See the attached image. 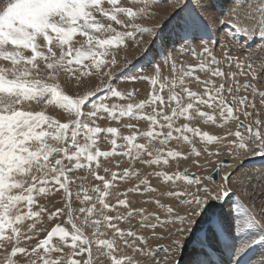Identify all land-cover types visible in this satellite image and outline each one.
Wrapping results in <instances>:
<instances>
[{
    "label": "snow or ice",
    "instance_id": "6c2138e0",
    "mask_svg": "<svg viewBox=\"0 0 264 264\" xmlns=\"http://www.w3.org/2000/svg\"><path fill=\"white\" fill-rule=\"evenodd\" d=\"M150 7V0H0V264H264V120L254 100L233 94L256 95L255 84L264 82V59L233 55L249 36L264 40V0H182L167 28L138 22L151 18ZM145 35L154 46L141 56L146 71L123 65L127 82L151 85L137 103V89L113 88L104 78L113 80L119 52L140 48ZM213 36L219 53L208 46ZM177 55L198 63L178 67ZM233 65L235 71L222 67ZM237 76L251 80L240 85ZM258 95L264 107V91ZM132 121H145L146 130ZM229 121L236 130L222 136L192 126ZM221 153L237 161L259 156L261 168L217 167L223 174L213 183L187 167L165 170L181 161L199 169L200 157ZM117 156L159 170L117 192L112 204L116 182L140 175L108 167L101 175V161ZM89 175L102 187H89ZM129 192L150 194L143 203L154 207L119 198ZM53 193H63L64 205L50 211L42 201ZM45 214L49 221L65 217L70 227L57 223L40 238Z\"/></svg>",
    "mask_w": 264,
    "mask_h": 264
},
{
    "label": "bare ground",
    "instance_id": "6f19581e",
    "mask_svg": "<svg viewBox=\"0 0 264 264\" xmlns=\"http://www.w3.org/2000/svg\"><path fill=\"white\" fill-rule=\"evenodd\" d=\"M180 2H182V0H150L151 7L149 9V12L152 14L151 18L144 19V20L138 21V22L142 23L143 25H152V24H156V23H159V24L163 25V23L166 20H168V17L170 15H172V13L175 12L176 8L179 7ZM189 2L190 3H195V0H189ZM114 27H117L119 29L118 25H114ZM230 34H231V32H230ZM255 38H258V41L256 43L254 42V41H256ZM137 39H140V37L138 36ZM237 39H239V38H237ZM143 40H144V43H143V45L140 48H137L134 45L130 44L126 49H122L119 52L118 60L120 61V64L118 65L117 69H113V72H114L113 80H114V77H115V73L118 72V71H121L123 69V65L126 62H128V61L133 62L137 57H139L144 52V50H146V48H148L151 39L148 36L145 35L143 37ZM251 41L254 42V46H252L251 48L245 47L246 44L251 42ZM242 44L244 45L243 50L242 51H238V52H233V55L238 56L240 58H244V57L249 56V54H252L253 57H259L260 59H264V50L261 49V45H264V40H261L259 34H256V37L255 36H249L247 38V40L244 43H242ZM208 46L209 47H213L212 43L208 44ZM215 50H216L217 53H219L220 44H218V46L215 48ZM255 63H256V66L258 67L259 66V60H255ZM179 66H180V64H178V67ZM222 67L224 68V70L226 72L227 71H235L236 70L234 65L231 67V69H229L227 66H222ZM162 71H163L164 75H168L169 74V70L167 68L163 69ZM196 74L200 75L201 78H203V73H196ZM104 79H105V83H112V81H113L112 80L111 82H109V81H107V78H104ZM237 80L239 81L240 85H243L244 82L250 81L251 77H248V76H237ZM219 82H220L219 79H217V84H219ZM229 83H231V81H229ZM94 84L95 85H99L100 81L96 80V81H94ZM186 86L191 87L193 91H197L198 90L197 85L195 83H190V84H187ZM116 88L123 89V90H128V89H133V88L137 89L138 93H137V95L135 97V101H134V102H137V103L139 101H141V100L147 99L148 98V94L151 91L150 83H147V84L144 83V84H140V85H134L133 83H125V84L118 85V87H116ZM255 88L257 90V94L256 95H253L251 89H249L248 91H244L243 89H241V91L239 93H235L234 92L233 94L237 96V100L240 98V96H247L249 102H252L254 100V102L257 105V112L260 113L259 119L264 120V111H263L264 107L260 106V97L258 95V93L260 91H264V82H261L259 84H255ZM167 95H168V93L166 92L165 93V98H167ZM229 99L231 100V97H229ZM37 110H39V109H37ZM146 110H148V109H146ZM247 110L248 111H252V109L250 107ZM56 112H57V110H54V109H51V108L49 109V114H56ZM236 114L240 117L241 120H243L245 122V124L249 123L248 120L244 119L242 111L241 112H237ZM255 116H256V114L253 115V117H255ZM253 117H252V120H254ZM181 122L182 121H178V123H181ZM218 122H219V120H218ZM133 123H135V122H133ZM137 124H138L139 128L142 131L146 130L147 123L145 121H140ZM192 126L201 127L202 130H207L211 134L222 135V134L225 133L226 130H229V129L230 130H234V129H236V122L235 121H229L228 124H226L223 128H221V127L217 128L215 126H210V125H203L200 122H193ZM241 131L244 132L245 135H247V133L244 130H241ZM125 134H127V132H125ZM176 144H177L176 142L173 143V145H176ZM171 146H172V144H171ZM186 146H188V145H185V144L181 143V144L178 145V147L176 149L178 150V148L183 147V149L185 151ZM196 146L198 148H200V144H199L198 140L196 141ZM108 148H110L109 145H106V144H103V143L101 144V150H107ZM221 157H223V155H221ZM221 157L216 158V160H215V162L213 164H211L210 159L208 160V164H209L208 166L210 168H209V170L207 172H210L215 167H219L221 169L227 170L229 167L232 166V164H235L237 162V160L236 161H232L233 158L232 157L230 158V156H228L229 159H230L231 165L228 166V167L220 166L219 165V160H220ZM206 158H207V154H205L204 158H199L200 162L205 161ZM247 158H242L239 161H241V164H244L245 162H248V161L253 160V159H260L259 156H252V159L251 158L247 159ZM245 159H247V160H245ZM117 161H119V167H117V165H116ZM242 161H244V162H242ZM101 163L103 165L99 169L101 175H105V173L103 171L104 167H108V168H110L111 171H115L118 174H122L124 168H130V170L139 171V173H140L139 177H132V178L126 180V181L116 182V186L111 190L113 194H112V196H110L108 198L109 203H112V204H115V202H116V199H117L116 193L117 192H119V193L126 192V190L128 188H132L135 185H137L139 183L140 179H144L146 173L154 171V170H159V169H155V168H149L146 165H140L138 162H135L134 164H130L129 161L127 160V158H125V157H123V158L114 157V158H112L109 161H103L102 160ZM176 165L177 164L175 162H173L171 168H165V170L171 172L170 170ZM186 165L191 166L190 162L189 163H185L184 161H181L180 164H179V167H177V169H175V170L176 171H178V170L180 171L181 169H184V168L188 167ZM183 166H184V168H183ZM259 169L260 168H251V169H248V170H245V171H249V170H253L254 171V170H259ZM194 170H197V169H194ZM85 174H86L85 172L81 171V172L77 173L76 175H85ZM222 174L223 173L221 172L220 175H219L218 181L220 180ZM106 178L110 179V174H108L106 176ZM147 178H148L150 184H152V186H157V184L159 183L158 178H155V176H148ZM85 183L89 187H91L94 184H100L101 187H102V183L99 182V181H95L90 175L88 176V180ZM78 184H79V181H77L76 185L72 186L74 192L77 190ZM141 187H143V186H141ZM148 195H150V194H146V195H143V196H136V195H134L132 193V194H127V197L121 195L119 198L120 199L126 198L128 200V202H129V204L132 207L146 206L149 209H151V208L154 207L153 205H146V204H143V202H142L144 199L147 198ZM152 195H154V194H152ZM42 202L47 205V207L50 209V211H55V208L63 207V205H64L63 193H58V194L57 193H53L50 197H48L46 200H44ZM77 205H78V202L75 201V197L73 196V208H76ZM124 211H126V209H122L121 210V212H124ZM109 214L110 215H115L116 213L113 212V213H109ZM65 219H66L65 217H60L58 219L49 221L47 219V214H45L42 217V223L40 225H38V227L43 229V231H41V233H40V238H43V236L46 235L47 231L50 230L51 227L55 226V224H57V223H60L62 226L70 227V226H68V225L63 223V221ZM79 223L80 222H78V224ZM131 223L134 224L133 222H131ZM120 226L123 227L122 225H120ZM88 232H90V230L86 229V234H88ZM35 242L36 241H33L32 243L34 244ZM95 255H97V253H96V251L94 249V256ZM2 260H3V257L0 256V261H2Z\"/></svg>",
    "mask_w": 264,
    "mask_h": 264
},
{
    "label": "rangeland",
    "instance_id": "374dc122",
    "mask_svg": "<svg viewBox=\"0 0 264 264\" xmlns=\"http://www.w3.org/2000/svg\"><path fill=\"white\" fill-rule=\"evenodd\" d=\"M147 111H150V109H148ZM173 143H175V141H173L172 142V146L171 147H174V148H177L178 147V145L176 144V145H173ZM178 150L179 151H184V149H183V147H180V148H178ZM188 150H190V148H189V146H186V148H185V151H188ZM205 156V155H204ZM204 156H202V157H200V158H204ZM230 158H231V156H230ZM232 161H236V160H233L232 159ZM239 161H237L235 164H232V166H235L237 163H238ZM189 165V164H188ZM188 165H186V166H188ZM185 166V167H186ZM231 166V167H232ZM183 168H184V166H183ZM175 169H177V165L176 166H174L170 171L172 172V170H175Z\"/></svg>",
    "mask_w": 264,
    "mask_h": 264
},
{
    "label": "water",
    "instance_id": "95a60500",
    "mask_svg": "<svg viewBox=\"0 0 264 264\" xmlns=\"http://www.w3.org/2000/svg\"><path fill=\"white\" fill-rule=\"evenodd\" d=\"M215 178V177H214Z\"/></svg>",
    "mask_w": 264,
    "mask_h": 264
}]
</instances>
